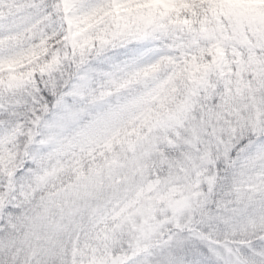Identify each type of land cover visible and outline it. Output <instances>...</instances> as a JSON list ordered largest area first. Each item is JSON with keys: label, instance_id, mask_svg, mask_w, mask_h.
Wrapping results in <instances>:
<instances>
[{"label": "snow or ice", "instance_id": "snow-or-ice-1", "mask_svg": "<svg viewBox=\"0 0 264 264\" xmlns=\"http://www.w3.org/2000/svg\"><path fill=\"white\" fill-rule=\"evenodd\" d=\"M0 264H264V0H0Z\"/></svg>", "mask_w": 264, "mask_h": 264}]
</instances>
